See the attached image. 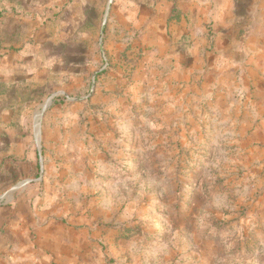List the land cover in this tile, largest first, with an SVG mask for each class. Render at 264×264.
<instances>
[{
  "label": "rangeland",
  "instance_id": "1",
  "mask_svg": "<svg viewBox=\"0 0 264 264\" xmlns=\"http://www.w3.org/2000/svg\"><path fill=\"white\" fill-rule=\"evenodd\" d=\"M109 1L87 30L84 80L55 74L52 88L39 79L36 96L32 89L23 185L0 174V210L13 221L14 198L38 177L25 154L44 168L62 153L64 177L51 189L64 230L48 264H264V123H250L257 81L246 69L256 65L242 69L229 47L240 34L198 56L188 35L171 42L169 57L141 33L127 38ZM211 54L235 72L207 70ZM17 231L0 221V264H24Z\"/></svg>",
  "mask_w": 264,
  "mask_h": 264
},
{
  "label": "crops",
  "instance_id": "2",
  "mask_svg": "<svg viewBox=\"0 0 264 264\" xmlns=\"http://www.w3.org/2000/svg\"><path fill=\"white\" fill-rule=\"evenodd\" d=\"M102 2L0 0L2 181L8 176L4 180L12 178L14 187L21 188L23 185L21 181H16L22 174L21 159L24 158L21 153L22 126L28 123L30 96L32 89L36 96L39 79L51 88L57 79L55 74H59V78L67 83L84 80L87 30H90L92 23L95 26L96 16L100 19ZM111 4L124 28L127 27V38H131L134 32L141 33L139 37L147 42L148 47L158 45L168 48L166 54L169 57L173 54L168 53L171 42L181 46L185 36H191L186 48L195 50L198 56L201 49L207 55L204 49L210 46H226L229 35L238 31V43L229 42V47L238 51L237 64H242V69H246L245 65H256L246 69L256 74L254 80L257 81L252 94L255 99L250 104L253 113L250 123H264V0H111ZM209 29L213 34L210 40H214L210 44L207 41ZM121 40L122 47L126 48L128 39ZM206 62L207 70L235 72L227 67H219L228 62L224 55L211 54ZM23 96L29 98L23 99ZM25 156V162L34 164L40 168V172L36 179L29 178L25 184L26 191L14 198L11 209H16L18 215L12 221L11 217H5L9 210H0V221L6 220L16 225V239L23 241L19 244L18 252L22 263L48 264L52 260L49 257H53V242L55 238L61 239L64 230L56 201L59 193L55 194V185L51 189V184L53 177H64L67 158L59 154L61 157L56 160L61 163L57 164L52 162L51 157V162H46V157L42 168V158L38 154L27 153ZM8 167H12V171ZM41 187L45 188V192L38 198L37 190Z\"/></svg>",
  "mask_w": 264,
  "mask_h": 264
},
{
  "label": "water",
  "instance_id": "3",
  "mask_svg": "<svg viewBox=\"0 0 264 264\" xmlns=\"http://www.w3.org/2000/svg\"><path fill=\"white\" fill-rule=\"evenodd\" d=\"M110 5H111V0H110L109 3H108L107 11H109V9H110ZM1 199H2V198H1Z\"/></svg>",
  "mask_w": 264,
  "mask_h": 264
}]
</instances>
